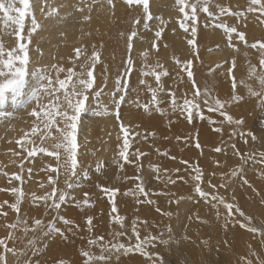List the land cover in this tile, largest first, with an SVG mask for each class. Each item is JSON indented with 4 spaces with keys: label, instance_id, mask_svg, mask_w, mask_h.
<instances>
[{
    "label": "bare ground",
    "instance_id": "6f19581e",
    "mask_svg": "<svg viewBox=\"0 0 264 264\" xmlns=\"http://www.w3.org/2000/svg\"><path fill=\"white\" fill-rule=\"evenodd\" d=\"M34 1V7L39 8L38 0ZM114 2L115 7L110 8L106 0H91L84 3L80 0H50L49 7L52 9L54 7L55 11L47 13L41 20L38 18L39 21H42V26L37 31V34L41 36V40L39 42L37 40L34 41L36 45L32 47L35 48L30 50V64L32 65V69L35 66H39V71H42V73L28 77L27 89L33 88L39 77L45 72L55 76L51 67L52 65H60L65 69L74 67L77 74H79L81 71L80 65L85 63L86 57H91L93 49L95 48L101 56L100 64H96L94 69L95 82H99L100 75L105 74V67L110 69L109 73L113 76V80L107 84L106 89H104L103 94L98 99L99 105L97 104L95 106L94 103L86 102L87 112L81 115L77 130L78 153L83 156V149L92 144L94 146L98 145V140L106 136L105 132L109 128H112V131L107 133L109 134L107 136L109 139H105L99 155L105 157L110 149L116 150L117 154L111 156L112 159L109 162V167L114 169L111 172L112 174L118 172L124 174V171L119 167L120 164L123 165V168L125 167L124 162H121L123 158L119 156L117 147H115V138L112 137L113 131L116 133L117 130V120L112 115H96V113L102 111L105 105L111 107L109 93L114 86L112 83H115L118 77L117 74L129 55V53H126L122 57L121 54V52L128 49V28L134 29L137 33L133 37L134 50L130 53L134 60V71L137 79L139 81L144 79L147 84L154 83L155 81L152 76L141 75V69L143 67L147 71L148 66H155L159 62L170 72V75L165 80V89L175 92L177 98L181 97L185 92L190 96L191 92L188 90L191 89L192 85L188 79L184 78L182 81L177 79L180 70L176 67L173 56L178 57L181 61L193 60L195 63V77L202 88H207L209 93L217 90L216 94L210 93V95L218 97L221 100H228L232 93L231 80L227 75H222L221 73H226L228 65L225 64V61H231L235 57V71L239 74L236 90L243 99L226 105V110L235 119H242V125L229 124L225 121L222 125V132L217 133L213 126L217 127L221 125L210 124L207 119L201 120L197 117L189 123L185 119V115H182L179 111L173 112L171 110L170 98L165 101L163 115L158 111L156 117L150 122L144 121L146 124L150 123L148 129L143 128L138 121L129 119V122L137 130V133L146 131L149 137H153V132L150 131L158 130L161 127L165 129L166 131L161 135L159 141V151H167L169 153L168 156H165V158L169 159L165 163H168L172 157H175L177 161H189L188 168L198 165L204 175L202 186L205 189H208L210 193L223 196L226 203L241 205L243 209L256 212L259 217L264 219V178H261L260 175L264 173V163L259 162L261 159L259 153L264 152V116L260 118L258 126H256L257 123L255 122L257 118H255V115L260 107V101L259 98L251 96L245 87V85H250L253 90L263 91L256 77H250L248 71L249 62L253 63L257 59V51L252 48H245L241 42L237 41L236 45L240 49L239 52L231 48V50L226 49L220 55L219 51L225 47L224 42L226 36L223 31L211 26V19H206V24L209 25L208 27H205L206 24L203 25V28L198 26L202 38L197 44V48H194L188 43L189 40L193 39L192 33L189 32L191 30L189 29L186 33L179 28L177 19L179 14L173 7L175 0H150V11L155 18H153L152 22H147L145 26L143 25L142 5L134 4L129 6L125 0H114ZM77 5H80V8L84 10L77 11ZM89 6L91 7L89 8ZM85 16H90L91 18L85 20ZM161 17L165 21H168L163 28V30H166L165 40H168V42L163 46V51L159 52L158 49H155L156 47H152V44H156L157 42L155 40V31L158 30L160 25L159 18ZM135 19L140 20L139 25L134 23ZM172 28L174 32H172ZM259 29V23L251 25L248 38L255 40ZM113 45L115 46L114 49L112 48ZM218 46L220 48L214 49ZM76 48H81L83 51L79 59L75 58L74 49ZM197 49L198 55L196 54ZM145 50L149 51V59L146 61V64L140 55ZM245 52L249 53L247 57L244 55ZM106 53L111 57L116 56V63L113 61L110 63V59L106 58ZM216 62L223 66L217 68L218 63ZM206 63L210 64V66H207ZM211 64L214 66H211ZM137 67H139L138 70H136ZM209 67H212V69ZM259 73L256 69V75H259ZM65 75L66 72L60 73V78H64ZM255 79L257 81H254ZM170 80L175 82V84H171ZM240 81L244 83L241 84L239 83ZM136 84L138 86L135 88L138 90L146 87L145 85L139 84V82ZM149 99L139 98L132 100L128 96V102L122 105L120 115L134 108V101L143 104L150 103L148 102ZM24 101L26 99H23ZM41 102L46 104L47 99L44 98ZM235 104L237 105L234 106ZM127 105L129 106L127 107ZM35 106V102L28 103L26 108H20L19 112H10L11 114L7 117L4 116L3 111L0 113V204L5 201L9 203L14 202L15 197L10 192L3 190L9 187L21 186L26 193L36 192L37 195H42L44 192L50 191L48 187L43 189L39 187L40 181H44L47 184V173L41 171V168L48 164L56 165L55 158L49 157L46 154L38 153L34 161L24 159V180L22 185L20 182L12 180L11 175H4L5 172L8 174L21 172L19 167L21 160L16 155H13L14 152H21V144L16 141L24 138L23 143L26 146H29V139L35 140L36 144L41 143L39 135L32 136L30 133L35 118L31 117L28 113ZM142 113H144V110L140 112V114ZM140 114L137 115L140 117ZM207 115H209L208 112ZM211 115L215 121L223 119L219 116V113ZM122 122L123 124L128 123L126 113L123 116ZM241 131L244 133V137L241 139L242 142L239 139ZM26 132L28 133L27 137L25 136ZM248 133L253 134L252 136H255V139L251 135H248ZM53 135H58L55 129H53ZM178 137L180 139H177ZM108 142H110V148L105 144ZM197 142L201 145L200 148L195 146ZM54 143V140L46 139L44 146L51 150ZM233 144L243 154V157L247 160L246 163L239 155L234 154L231 147ZM187 146H189L188 149ZM217 147H221L223 151L216 152L215 149ZM104 150H106V153H104ZM182 150H185V153ZM21 154L26 157V152H22ZM249 154H252L255 159H249ZM175 166L174 164L166 166V170L169 171L160 172L158 174L159 179L156 178L157 174L153 170H149L145 174L146 190L150 193V197L147 198L141 197L136 191L135 179L128 180L129 177L127 179L122 178L121 185L119 188H116L118 191L114 196L116 197L115 203L118 208V214L126 218V227L129 229L128 234L122 238V242H129L131 222L134 218H139L140 221H147L146 228L143 226V223L138 224L141 236L148 233L155 234L163 232L164 239L171 238V243L167 246L157 242L154 251L158 253L159 250L167 253L170 252L177 261V264H185L184 261L187 264H200L203 257L205 260L211 257L213 263L215 252L221 246L220 243L224 242L230 243L231 251H228L227 248L224 251L222 250L225 253L221 254L223 256L221 258L222 264H244L241 257L250 255V252L243 242L246 236L251 237V233L241 231L238 224H233L237 214H233L232 212L229 214L219 202H216L215 208L211 207L207 203L211 201V195L207 201L198 198L193 191V182L185 176V166L180 163L177 169H180L179 175L185 176L187 183L178 179L175 171H173ZM148 167L151 169L150 165ZM28 168L33 169L31 177L27 174ZM239 168H243V173L239 177L230 175L234 169ZM125 172L128 173V169ZM213 173H215V176L212 175ZM222 173L224 174L223 179L221 178ZM94 174L100 175L101 169L99 172L94 169ZM169 176L172 180L176 181L174 184L168 182ZM73 179H78L81 186L68 189L70 195L66 198V201L62 204L58 212L50 209L48 215H45L44 207L42 205L36 206L32 204L30 199L23 200L20 213L11 210L7 205L4 206L3 211L7 213V216L0 215V222L2 224L0 225V237L6 238L9 232H12L13 238L6 240V243L9 248L16 250V254H32V256L33 254H40L39 259L43 258L41 254H51V256L54 254H78L84 245L82 241L88 242L89 237L103 236L104 240L109 241L112 239L109 235L110 232L121 230L119 225L115 224L111 219L112 202L106 194H103L100 186L92 182L91 178L83 179L82 177H77ZM209 179H211V183L213 182L218 186L223 184L225 187L213 189L206 183ZM244 179H247L249 183L244 184ZM64 180L65 176L61 174L58 186L62 189L66 187ZM107 187L115 188L113 186ZM160 192L166 193V195H157ZM84 193L89 194V204L83 205L81 203L77 206L72 200V197L75 196L79 200L83 198ZM190 196L192 199H188ZM138 197L141 200L150 198L156 201V203L152 205L137 203ZM181 197H184V199H181ZM250 203L252 206L249 208ZM157 205L160 207L161 213L156 212ZM163 212H170L172 215L164 216ZM217 212L219 213V217H217ZM18 215L27 221L29 227L32 226L33 218H41L46 225L50 220L59 216L74 221L79 227H73L72 231L66 232L67 239H63L55 233L45 235L44 233L47 232L46 227L43 230H30L27 233L24 231L23 224L19 225L15 230L6 227L7 224L14 222ZM88 216L94 218L92 232H89L86 226V217ZM228 218H230L228 221L231 226L225 229V220ZM56 226L62 230L69 227L64 225L59 219L56 220ZM166 226L171 227V235L166 230ZM203 232L204 234H202ZM185 236L188 238L185 239ZM199 237L203 241L198 240ZM233 238L237 242L240 241V243H235ZM32 239L35 240V244L29 245L28 241ZM205 241L207 243H204ZM134 242L132 240V243ZM202 245L206 246L209 254H203ZM83 248L87 249L86 246ZM145 248L153 250L149 245H145ZM92 250L91 248L90 251L92 252ZM256 250H258L259 254H262L261 257L264 259V249H261L258 245ZM188 251H194V254H189ZM0 252H3L2 247H0ZM119 254H121L120 251ZM12 258L11 264H16L15 256H12ZM26 260L30 264H37L33 259ZM37 262L38 264L44 263L40 260H37ZM116 263H118V259ZM123 264H149V262L142 255H137L128 259Z\"/></svg>",
    "mask_w": 264,
    "mask_h": 264
},
{
    "label": "snow or ice",
    "instance_id": "6c2138e0",
    "mask_svg": "<svg viewBox=\"0 0 264 264\" xmlns=\"http://www.w3.org/2000/svg\"><path fill=\"white\" fill-rule=\"evenodd\" d=\"M107 5L110 8L115 7L114 0H106ZM128 5H142V14L145 20H151L152 14L150 11V0H126ZM91 6H89L90 8ZM174 9L179 14L177 19L179 22V26L185 32H188L189 29L193 37L196 36L198 28V20L199 13L203 12L207 14V16L213 20L212 27L219 28L223 30L226 35L228 46L231 47L234 51L239 52V48L237 47L235 41L238 40L242 43L245 48L255 49L258 53V65L262 70L259 76L256 75L257 65H253L249 62L248 71L249 76H256L258 79L261 88L264 89V38L257 39L254 41H248L246 33L244 31L239 30V23L229 24L223 18L224 17H232L236 21L245 20L249 15H255L258 18V21L264 24V0H248L247 6L241 9L239 6L234 10L230 5L225 4H217L216 12L212 11V0H175V4L173 5ZM78 11H83V8H77ZM51 11H55L52 9ZM0 14H2L3 24L5 29H8L9 25H14V36L18 41L17 45L12 47L11 49L6 50V46L0 38V107L4 106L11 96L12 101L17 102L18 97L24 94V88L26 85V77L29 75V65H30V38L29 42H24L25 37L23 34V30L25 27V19L30 14V0H0ZM90 16H85V20H89ZM134 23L139 25L140 20L135 19ZM168 23L162 17L160 18V25L158 30L155 31V38H159L163 31L164 26ZM33 31L38 27L37 22L33 18ZM209 25L206 24L205 27ZM136 31H132L128 37V51L129 55L125 61V70L122 76H118L115 80L113 90L109 93L111 98V107L105 105L102 108V111L97 112L96 115H112L113 118L119 121V128L123 133V142L122 145L119 146V156L122 157L125 161L129 159V148H130V129L125 126L121 120L120 109L123 104L128 102V93L132 90L131 86L128 82V76L134 69V60L131 56V52L133 49V41L132 37L136 36ZM235 37V40H234ZM188 43L192 45L194 48L196 46V40H189ZM152 47L155 48L156 44L153 43ZM75 58L79 59L83 54L81 48L74 49ZM196 54L198 55V49L196 50ZM142 60L145 62L149 56V51L145 50L141 54ZM245 57L249 55V53H244ZM100 53L93 49L91 57L85 58V63L81 64V72L79 74L76 73L75 68H67L65 69L60 65H52V69L55 73L53 76L50 73L45 72L43 75L39 77V87L32 90L29 99L24 103V107H27L28 103L35 102L36 106L31 109L28 113L31 117L35 118V122L30 129V133L32 136L39 135L40 144H36L35 140H28V145L26 146L23 143V139L16 141L21 144V152H14L13 155H16L20 158L21 163L19 167L21 169L20 173H4L5 176L11 175V179L18 181L23 184V172H24V159L35 160L38 153L46 154L49 157L55 158L56 165L48 164L45 167L41 168V171L47 173V184L44 181H40L39 187L45 188L48 187L50 191L44 192L42 195H37L36 192L26 193L21 186L9 187L8 189H3L4 191L10 192L15 200L12 203L8 201L0 204V215L7 216V213L3 211L4 206L7 205L8 208L14 210L16 213L21 212V204L23 200L30 199L31 203L40 206L42 205L45 209L44 214L48 215V211L54 210L59 211L62 204L66 201V198L69 197L70 193L68 189H72L74 187H80L79 180H74L73 178L82 177L83 179L90 178V172L88 169L84 168L82 165L78 164V142H77V130L78 124L81 120V113L87 110V101L89 100L90 95H95L96 97H100L103 94V90H97L94 88L95 76L94 69L98 62H100ZM175 63L179 65H183V71L186 72L188 81L191 82V89L188 91L191 92L189 96L187 92L181 95V97L177 98L175 92H171L170 94V106L173 112L179 111L182 115H185V119L191 123L194 119L199 117V119L204 120L207 119L210 124L216 125L219 124L221 126L215 127V131L217 133L222 132V125L225 121L229 124L242 125V119H235L232 115L228 113L226 110V105H230L234 102H238L243 99L237 92V81L234 75V68L236 67V58L233 57L231 61H225L227 64L226 73H221L222 75H227L231 77V89L232 93L228 100H221L218 97L211 96L209 90L207 88L201 90L199 85L194 79V72L192 69L193 60L188 59L181 61L178 57L173 56ZM223 65H217V68L222 67ZM66 72V76L64 78H60V73ZM34 76L37 75L35 71L32 73ZM142 76H152L155 78L157 87L153 88L151 85L147 84L144 79H141L139 83L141 85H145L147 90L151 93V103L155 105L156 110L159 111L162 115L164 114L163 109L159 107V101L157 99V94L159 92L164 91L163 84L161 82V77L169 76L170 72L163 67L159 62L155 66H148V70L145 71L142 67L141 69ZM75 77V79H74ZM85 77V78H82ZM177 79L182 81L184 79L182 74H178ZM239 83L243 84V81ZM248 89L249 94L251 96L259 98L260 105L264 107V91H256L251 88L250 85H245ZM46 98L47 103H42V99ZM138 108H143L145 112H147L150 108L149 103H144L143 105L139 104L138 101H134ZM204 108H207L209 115H205L203 111ZM214 113H219V116L223 119L220 121H215L212 119V115ZM53 129L58 133L57 136L53 135ZM235 134V133H233ZM139 135V133H137ZM243 138V133L240 134ZM248 135H252L248 133ZM25 136H28V133H25ZM147 136H145V139ZM255 139V136H252ZM46 139H52L55 143L52 145L51 150L48 147L44 146V142ZM118 140L120 137L118 136ZM177 139H180L179 137ZM197 148H200L201 145L197 142L195 145ZM233 152L236 155H239L242 160L246 163L247 160L243 157V154L240 153L235 144L232 146ZM216 152H222L223 149L221 147H217L215 149ZM26 152V157L21 153ZM159 153V149H157ZM132 155L135 156H143L145 153L137 150ZM162 155L168 156L169 153L167 151L163 152ZM260 163H264V152L259 153ZM175 159V157H172ZM249 159H255L252 154H249ZM181 163L185 166V176L188 179H191L193 182V191L198 196V198L203 200H208L211 195V201H209L211 207H216V202L222 204L225 209L230 214L232 211L239 213V217L233 221V224H238L241 228H246L253 235L259 234L261 240V246L264 247V225L255 226L251 223L252 218L247 216L238 205H233L231 203H226L225 199L221 195H217L214 193H210L202 186V181H204V175L202 169L196 165L193 168H188L189 161L181 160ZM101 164L97 163L96 171L99 172L101 169ZM119 167L123 169V165L120 164ZM139 167V166H138ZM153 171L157 174L156 178L159 179V167L156 165H150ZM169 170H165L168 172ZM178 179L187 183V179L185 176H180V169H175ZM33 172L32 168L27 169V174L31 177ZM243 173V168L234 169L230 175L233 177H239ZM63 174L65 176L64 184L65 188H60L59 177ZM215 176V173L212 174ZM261 178H264V173H261ZM127 179V177H125ZM221 178H224V174H221ZM136 179L142 180V177H137ZM169 183H175V180H172L169 176ZM11 183V182H10ZM209 186L213 189H217L218 187H225V185H215L211 183V179L206 181ZM244 184H248L247 179L243 180ZM251 186V185H249ZM101 191L108 195L111 203V212L110 216L112 221L119 225L120 231L110 232L109 235L112 237L107 243H102L104 241L103 236L99 237H89L88 244L89 245H98L100 249L99 255L91 252L89 249L82 248L81 256L83 258V264H108L110 259L107 253L112 251H123L127 254L130 251L139 252L143 257L147 259L149 264H165L163 257L160 253L154 251L157 242L162 245H169L171 243L170 239L163 238V232L158 233H148L141 236L140 229L138 224L143 223V226L147 227V221H140L139 218H134L131 222L130 232L131 235L129 237V242H122V238L128 234L129 229L126 227V218L122 217L118 214V208L113 200V197L116 195L118 189L100 186ZM136 191L140 194L141 197H150V193L146 190V187L143 183L137 184ZM127 194V193H126ZM157 195H166V193L160 192ZM89 194L84 193L83 198L77 199L75 196L72 197V200L79 206L81 203L83 205L89 204L88 199ZM184 199V197H181ZM188 199H192V197H188ZM137 203H146L149 205L155 204L156 201L148 198L141 200L139 197L137 198ZM156 212L161 213L160 207L157 205ZM164 216H171L170 212H163ZM217 217H219V213L217 212ZM59 219L62 221L64 225H67L66 229H61L56 226V220ZM93 217H86V226L89 232L93 230ZM241 219L245 222H241ZM24 225V231L27 233L28 231H36L37 229L43 230L45 227L47 228V232L45 235L50 233H55L59 235L63 239H67L66 232L72 231L73 227H79L75 224L74 221H71L63 216H59L50 220L46 225L41 218H33L32 226L29 227L26 220H23L19 215L16 220L12 223L6 225L11 230H15L19 225ZM231 225L229 224L228 219L225 220L224 228L227 229ZM166 230L169 235H171L172 229L170 226H166ZM12 232H9L8 237L0 238V247L3 248V252H0V264H7V254L12 253L16 254V250L13 248H9L7 246L6 240L12 239ZM188 237L185 236V239ZM132 240L135 242L132 243ZM178 243V241H177ZM204 243H207L206 241ZM29 245H34L35 240H29ZM145 245H149L153 250H149L145 248ZM249 252L252 257H256L255 264H264V259L260 258L259 254L252 250L249 245ZM241 260L244 261V264H254L253 260L250 258L241 257ZM25 264H30V262L26 261ZM38 264V262H37ZM57 264H70V262L65 261L63 259L59 260Z\"/></svg>",
    "mask_w": 264,
    "mask_h": 264
},
{
    "label": "rangeland",
    "instance_id": "374dc122",
    "mask_svg": "<svg viewBox=\"0 0 264 264\" xmlns=\"http://www.w3.org/2000/svg\"><path fill=\"white\" fill-rule=\"evenodd\" d=\"M80 1H83V3H84V2H89L91 0H80ZM37 2L39 4V8L34 7L35 6V1L34 0H30V14L25 19V27H24V30H23V34H24V37H25L24 42H26V43L29 42V38H30V45H29L30 46V50L32 48H35V47H32V46H35L36 45V44H34V41L37 40L39 42L41 40V36H39L37 34V31L42 26V21H39V20H41L43 18V16H45L47 13H52V11H51L52 8L49 7L50 0L48 2H47V0H38ZM247 3H248V0H212V11L214 13L217 11L216 10V7H215V5H217V4L230 5L235 10L237 8V6H239L241 9L245 8L247 6ZM129 6H131V5H129ZM78 7L80 8V5H77L76 6V9ZM53 9H55V8L53 7ZM198 15H199V20H198V25H197L198 31H197L196 36L193 37V39L196 40V46H195V48H197V44L200 42V40L202 38V34L199 32V27L198 26H200L201 28H203V25L206 24V19H210L207 16V14H205L203 12H200ZM152 17L155 18L153 14H152ZM33 18L35 19V21L38 24V27L36 28L35 31L32 30L33 27H34V25H33ZM38 18H39V20H38ZM153 18L150 21L144 19L143 25L145 26V24L147 22H152L153 21ZM223 19L226 22H228L229 24L239 23V30L240 31H244L246 33V36H247L248 41L249 40L250 41L251 40L254 41L253 38L252 39H249L248 38V35L250 34V31H251V25H254L256 23H259L260 29L257 31L256 38L255 37L254 38H255V40L264 38V24L260 23L258 21L257 16H255V15H249V16H247V18L245 20H241V21H236L232 17H226V18L224 17ZM159 20H160V18H159ZM212 24H213V20H212ZM177 26H178V24H177ZM14 29H15V26L14 25H9L8 26V29L7 30L5 29V26L3 24L2 14H0V38H2V40H3V42H4L5 46H6V50L11 49L12 47H14L15 45H17V43H18V41L16 40V38L14 36ZM128 31H129V35H130L131 32L134 31V29L128 28ZM220 31H223V30L220 29ZM172 32H174V29L173 28H172ZM189 32L191 33V31H189ZM165 38H166V30L165 29L162 31L161 36L159 38H155V40L157 41L156 42V48L155 49L156 50L158 49L159 52L163 51V46L165 45L166 42H168V40H165ZM234 40H235V37H234ZM132 41H133V37H132ZM237 41L238 40L235 41L236 44H237ZM224 43H225L224 44L225 47L219 51V54L220 55L223 54L226 51V49L227 50H231V47L228 46L227 38H226V40H225ZM114 47L115 46L113 45L112 48L114 49ZM217 48H220V46L215 47L214 49H217ZM117 52L119 53V51H117ZM126 53H129L128 49H126L124 52H121L122 57L125 56ZM106 58H109L110 59V63H111V61H113L114 63H116V61H115L116 56H112L111 57L110 55H108L106 53ZM148 59L149 58H147V60ZM216 63H218V62H216ZM98 64H100V62H98L97 65ZM246 64H247V62H246ZM251 64L257 65V71L260 72L259 73V75H260L262 70L260 68H258L259 67V65H258V56H257V59H255L254 62L251 63ZM101 65H103V64H101ZM194 65H195V63L193 62V65H192V69L191 70H193V72H194V79L197 82V84L199 85L200 89L203 90L204 88H202V86L200 85V83L198 82V80L195 77ZM208 65L210 66V64H207V66ZM214 65H215V63H214ZM214 65L211 64V66H214ZM218 65H220V64L218 63ZM29 67L31 68V70L29 68V75L26 77L27 80H26V85H25V88H24V94L22 96L18 97L17 102H15V103L12 101L11 96H9V99L6 102V104L4 106L0 107V113H2V111H3L4 116H6V117L11 114L10 112H14V111L19 112L20 108L24 107V103L26 101H28L29 96H30L32 90L39 87V79H38L37 80V83L35 84V86L33 88L27 89L26 86H27V82H28V77L31 76V75H33L32 74L33 71H35L37 73V75L42 73V71H39V68H40L39 66H35V67H33L34 69H32V65L30 64ZM176 67L179 68L180 74H182L183 77L185 79H187L186 72L183 71V65L181 64V65L178 66L176 64ZM105 68H106L105 69V74L104 75L101 74L100 75L99 82H97V83L95 82V84H94V88L97 89V90H103L104 91V89H106L107 84L110 83L111 80H113V76L110 75V73H109L110 72V69L108 67H105ZM209 68L212 69V67H209ZM138 69H139V67L136 68V70H138ZM124 70H125V63L121 67V70L119 71V73L117 74V76H122V74L124 73ZM233 71H234V75H235V78H236V81H237V77L239 76V74L235 71V68H234ZM259 75H257V76H259ZM166 78H168V76L161 77V82L163 84L164 91L163 92H159L157 94V99L159 101V107L161 109H164V107H165V101L170 98V94L172 92L170 90H166L165 89V80H166ZM127 79H128V82H129V84L131 86V89H132L128 93V96H129L130 99L136 100V99H139V98H146V99L151 98V93L147 90V87H145V88H143L141 90H138L137 88H135V87L138 86L136 83L139 82V80L136 77V73H135L134 69L129 74V76H128ZM229 79L231 80V77H229ZM256 79L254 81H257L258 80V79L257 80ZM153 80L155 81V78L154 77H153ZM257 82H259V81H257ZM170 83L171 84H175V82H172V80H170ZM112 85H114V83H112ZM149 85H151L153 88L157 87L156 81L154 83H150ZM237 87H238V82H237ZM112 90H113V88H112ZM112 90H110V91H112ZM263 91H264V89H263ZM210 93L216 94L217 93V90H215L214 92L211 91ZM100 97H96L94 94L93 95H90L89 100L87 101V103L88 102L89 103H94L95 106L97 104L99 105L100 103H99L98 99ZM23 99H26V101L23 102ZM148 102H150L149 104L152 105V106L149 108V110L147 112L144 111V113L140 114V112L143 110V108H138L137 105H136V103H135L134 104V106H135L134 108H131L129 111H126V112H124V113H122L120 115L121 116V120H123V116L126 113L127 119H128V123L127 124H124V125L127 126V127H129V129H130L129 141H130V145L131 146H130V148L128 150V152H129V159L126 162H125L124 159L123 160L121 159V162H124V165H125V167L122 169L124 171V174H122L121 172L114 173V174L111 173L112 171H114V169H112L111 167H109L110 166L109 165L110 164L109 162L112 159L111 156L117 154L116 153V150H111L110 149L105 157L99 155V151H100L102 145L104 144L105 139L106 138L109 139V137H107V136H109V134H107V133L110 132V131H112V128H109L105 132V135L106 136L101 137L98 140V145L94 146V144H92L91 146L83 149V152H82V155L83 156H81L78 153V157H77L78 164L82 165L84 168H86V169L89 170V172H90V178L92 179V182L96 183L98 186H113L116 189V188H119V186L121 185L122 178L126 179L125 177H127V178L129 177L128 180H134V179L136 180V183H135L136 186H137V184L143 183L144 186L146 187L147 184H146V181H145V177H146L145 174L149 170L150 171L153 170L152 168L150 169L148 167L149 165H156V166H158L159 169H160V171H159V173H160V172H165V170L167 169L166 166H168L169 164L176 165L175 168H174V170H175V169H177V166L181 163V161H177V160H175L173 158L170 159V161H168V163H165L166 160H169V159L165 158V156H163V155H160L163 152H161V151H159V153L157 152V149L160 148L159 141L161 139V135L166 131L165 129H163L161 127L158 130H152L150 132H153V137H149L148 134L146 133V131L138 132L139 135H137V130L134 127H132V125H130L129 119H132L133 121H138L139 124L143 128H145V129H148L150 127V123L146 124L144 121H149L150 122L153 118L156 117V114H157L158 111L156 110L155 105H153L151 103V99H149ZM240 103H243V102H240ZM143 104H141V105H143ZM129 105H131V104L129 103ZM129 105H127V107ZM236 105L237 104H235L234 106H236ZM7 108H9V109H7ZM13 109H15V110H13ZM203 111L205 112V115L208 112L207 108H204ZM86 112H87V110L85 112L81 113V115H84ZM263 113H264V107H262L260 105V107L258 108V112L255 115V118H257L256 119V122H255V123H257L256 126H258V123L260 121V118H263V116H264ZM137 114H140V117L141 118ZM119 123L120 122L117 121V124H116L117 130H116V133L114 131L112 133V137L115 138V144H116L115 147H117V152H119V150H120V147L119 146H121L122 145V142H123V133L121 132V130L119 128ZM213 128L215 130V126H213ZM263 131H264V129H263ZM241 133H243V132L241 131ZM118 136L120 137L119 140L117 139ZM145 136H147L146 139H145ZM239 139H240V142H242L241 141V139H242L241 136L239 137ZM38 144H40V143H38ZM105 144L110 148V142L105 143ZM188 148H189V146H187V149ZM161 149H163V148H161ZM137 150H139L142 153H145V155H143V156H135V155H132ZM77 152H78V149H77ZM182 152L185 153V150H182ZM104 153H106V150H104ZM153 156H154V158H153ZM159 156H160V159H163V160H160L159 159ZM156 157H157V159H156ZM97 163H100L102 165L101 166V174L100 175H95L94 174V169H96ZM147 164H148V166H147ZM127 169L129 171L128 173L125 172ZM116 174H118V176H116ZM137 177H142V180L136 179ZM212 184H214V183L212 182ZM206 190L209 191L208 189H206ZM115 198L116 197H113V200L114 201H115ZM207 203H209V201ZM263 203H264V201H263ZM238 206H239V208L247 216H249V217L252 218L251 223L253 225H255V226L264 225V219L261 218V217H259V215L256 212L243 209V207L241 205H238ZM251 206H252V204L250 203L249 204V208ZM219 213H220V211H219ZM232 213L233 214H237L236 219L239 217V213H237L235 211H232ZM228 220H230V218H228ZM241 222L243 223L245 221H243L241 219ZM0 225H2L1 222H0ZM238 227H239V225H238ZM239 229L241 231H244V232H249V231H247L246 228L239 227ZM202 234H204V232ZM252 235L253 234L251 233V237L246 236L245 237V241L243 242L244 245H246V247H248V250H249V245L251 246V248H252L253 251L256 250V247L258 245L260 246L261 249L262 248L264 249V247L261 246V243H260L261 238H260L259 234L253 235L254 237ZM169 239L171 241V238H169ZM201 239L202 238H200V237L198 238V240H201ZM198 240H196V242H198ZM201 241H203V240H201ZM233 241L235 243H240V241L237 242V240H235L234 238H233ZM256 241H257V243H255ZM82 242L84 244L82 246V248L85 247V246L89 250H91V248H92L93 249L92 252L95 253V254H97V255H99L100 249H99V246L98 245H89L88 242H85V241H82ZM107 242L108 241H106V240L102 241V243H107ZM220 244H221V246L217 249L218 251L215 250L217 252H215V256H214L213 263H212V258L211 257H208L207 260H205V258L203 257V260H202V262L200 264H222V259L221 258L223 256L221 254H225L223 252L225 250V248H227L228 251H231V249H230L231 247H230V243H228V242H224V243H220ZM225 244H226V246H225ZM223 245H224V247H223ZM202 249L204 251L203 254H209L207 252V248H206L205 245H202ZM112 252L107 253V255H109V257L111 259V260L109 259L108 264H123L128 259H131L132 257L137 256V255H141L139 252H136V251H130L127 254H125L123 251H120L121 254H119V252H117V251H112ZM256 252L258 253V250H256ZM159 253L162 255L163 260L165 261V264H177V261L175 260L174 256L170 252L167 253L165 251L159 250ZM189 254H194V251L189 252ZM39 255L40 254H35V255L33 254V256H35V257H33L32 254H15V255H13V254H7V264H11V261L13 259L12 256H15V262H16V264H25V260L26 259H33V260H35V263H37V260H40V261L44 262L43 264H57V262L59 260H61V259L70 262V264H83V258L81 256V252L78 253V254H54L52 256H51V254L50 255L49 254H47V255L46 254H43V255L41 254V257H43L42 259L41 258L39 259V257H40ZM261 255L262 254H259L260 258H262ZM244 257L245 258L252 259L253 262H254V264H255L256 257H252L251 255H244ZM117 259H118V263H116L117 262ZM26 261H28V260H26ZM184 262H185V264H187L186 261H184Z\"/></svg>",
    "mask_w": 264,
    "mask_h": 264
}]
</instances>
